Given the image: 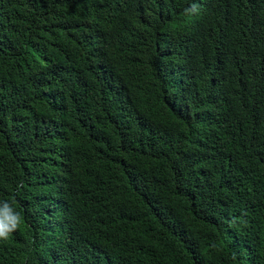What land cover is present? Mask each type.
Returning a JSON list of instances; mask_svg holds the SVG:
<instances>
[{"label":"trees","instance_id":"trees-1","mask_svg":"<svg viewBox=\"0 0 264 264\" xmlns=\"http://www.w3.org/2000/svg\"><path fill=\"white\" fill-rule=\"evenodd\" d=\"M0 264H264V0H0Z\"/></svg>","mask_w":264,"mask_h":264},{"label":"clouds","instance_id":"clouds-1","mask_svg":"<svg viewBox=\"0 0 264 264\" xmlns=\"http://www.w3.org/2000/svg\"><path fill=\"white\" fill-rule=\"evenodd\" d=\"M20 223V214L8 202H0V240H6Z\"/></svg>","mask_w":264,"mask_h":264}]
</instances>
